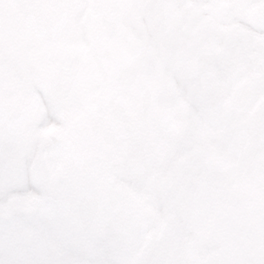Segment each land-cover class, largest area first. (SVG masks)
<instances>
[{
    "label": "bare ground",
    "instance_id": "obj_1",
    "mask_svg": "<svg viewBox=\"0 0 264 264\" xmlns=\"http://www.w3.org/2000/svg\"><path fill=\"white\" fill-rule=\"evenodd\" d=\"M196 79L219 82L200 113L216 117L218 150L225 138L241 154L231 180L196 184ZM71 85L85 106L60 100ZM96 123L121 155L91 159ZM253 177L264 189V0H0V264H264V238L252 254L227 246L228 193ZM129 217L146 222L137 248Z\"/></svg>",
    "mask_w": 264,
    "mask_h": 264
},
{
    "label": "rangeland",
    "instance_id": "obj_2",
    "mask_svg": "<svg viewBox=\"0 0 264 264\" xmlns=\"http://www.w3.org/2000/svg\"><path fill=\"white\" fill-rule=\"evenodd\" d=\"M124 17L126 18L127 14L123 13L119 15V18L121 20ZM253 17L255 18L250 19V21L252 23L257 24L259 21L257 17L259 16L255 15ZM198 21L200 22V26L196 27V29L200 30L203 27L202 18H200ZM123 31V27L120 28V32H118L116 35H114L113 38L110 39V44L112 48H116L118 38L123 34ZM155 33L157 34V32ZM197 35L198 33L196 32V36ZM128 75H130V73H126V76ZM137 82V79L131 76L125 80L127 88L131 84H135ZM201 83H203L201 82V80L199 81L196 79V87L201 90V93L199 91H196V184L198 182L201 183L203 179L205 181V177H207V179L211 181V179H213V177L216 176L218 173L226 171L228 173L229 180H231L233 179V177H237L238 172L233 170V162L232 160H230V158L235 156L236 160L241 163V154H239V152L237 151L231 150V145H227V141H225V138L223 141L222 152L219 151L216 146V129L212 127L209 123L214 121L216 117L213 113H209L207 109L205 111L202 110L200 113V108L202 107L201 105L206 104L208 101H210L211 94L213 92H216L219 95L221 94V91L218 87L219 82L216 81V83L209 88L205 86L203 87ZM70 87L72 88L70 92L64 91L63 93H61V95L59 96L60 100L63 102H71L72 106H85L86 102L88 101V98L92 97L90 92L86 89H82L77 92L75 91L73 85H71ZM127 95L129 94L123 93V96ZM131 97L134 99L135 104L137 96L131 94ZM200 100L201 104H199ZM183 102L184 107H189L190 105H192L191 101L189 102L187 99H185ZM117 108L121 109L123 107L118 106ZM98 128L106 131L107 134H105V136L108 135V139L107 137H105L103 140L100 139V141L95 142L94 145L97 147V149L95 150L93 148L90 155L91 159H101L102 157H105L107 155H121L123 148H119L120 143L113 140V132L111 130H107L106 128H103L96 123L95 126L92 127L91 132L89 133L91 139L93 132L98 134ZM235 130L236 133H233L236 134V136L238 137V141L239 139L244 138V129L236 127ZM104 174L105 171L102 172L101 176H103ZM248 181L249 182L246 183L242 182L241 186L237 189L236 193L233 191H230L228 193L229 205L225 212V215H228L229 224L231 227L229 228V231H227L226 235L229 240L234 241L232 244L227 245L228 247H230L231 251H234V249L239 248L240 250L246 249L252 254L253 250L259 248L258 239L264 238V189L256 186V180L254 177ZM235 187L237 188V186H234V188ZM205 188L206 187H203V190L201 192L196 190V213H188V215L190 214L193 216V219L191 218L192 220H196V236L200 232V228L202 227L201 225L204 224L205 221H208V217L204 215L203 209L208 211L210 207L208 204H211L209 200L212 195L209 196V192L211 193L209 186H207L208 190L206 189V191L204 192ZM103 201L104 205H108L105 198H103ZM241 201L242 203H240ZM114 206L116 208L120 207L117 202H114ZM242 213L246 217V220L243 224L240 220L242 219V217L240 216ZM216 219L218 220V224L221 223L220 213L216 217ZM253 219H256L259 222L253 223ZM122 220L125 224H128V243H133L135 245V248H137L141 244L140 241H137L134 229L135 223H138V219L134 217H129L126 222L124 221V218ZM215 228L216 226L212 227L211 231L213 232ZM130 230L133 231V233H131ZM131 236L132 240L130 238ZM248 237H250L252 241L243 244V241ZM1 239L2 238L0 234V242ZM202 257H204V254L199 253L193 259V261H190V263L200 264ZM184 261H186V264L189 263V260L187 258H185ZM230 264H237V262L234 260Z\"/></svg>",
    "mask_w": 264,
    "mask_h": 264
}]
</instances>
